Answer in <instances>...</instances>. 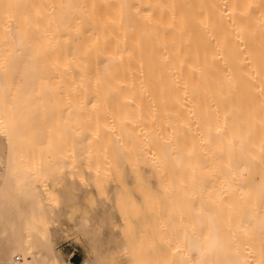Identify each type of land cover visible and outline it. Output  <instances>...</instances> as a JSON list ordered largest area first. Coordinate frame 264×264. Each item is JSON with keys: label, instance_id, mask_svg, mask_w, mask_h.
Segmentation results:
<instances>
[{"label": "bare ground", "instance_id": "obj_1", "mask_svg": "<svg viewBox=\"0 0 264 264\" xmlns=\"http://www.w3.org/2000/svg\"><path fill=\"white\" fill-rule=\"evenodd\" d=\"M150 162L166 264H264V0H0V264L119 261Z\"/></svg>", "mask_w": 264, "mask_h": 264}, {"label": "rangeland", "instance_id": "obj_2", "mask_svg": "<svg viewBox=\"0 0 264 264\" xmlns=\"http://www.w3.org/2000/svg\"><path fill=\"white\" fill-rule=\"evenodd\" d=\"M218 159V158H217ZM217 160H215V165L216 166H219L220 167V170H221V167H223L224 166V164L223 163H225L226 161H224V162H222L221 161V159L219 160L220 162H216ZM231 162V163H230ZM230 162H226L227 164H231V166L232 167H234V165H236L238 162H236V159L235 160H231ZM154 162H150L149 164H150V170H149V174H147V176H148V178L146 179V183H144L143 185V187H142V191H144V192H142L141 191V189H140V186L139 185H134L131 189H130V193H131V195H132V200H128L127 201V209H126V219H127V224H129V226H128V228H129V230H127L128 228L126 227V229L124 230V231H122V233L121 234H119L120 235V237L122 238V239H124V240H128L129 241V243H130V245H131V249L130 250H128V251H126L125 253H124V255H122L118 260L119 261H115V262H113L112 264H138L139 262H137L136 260H135V258L137 257L136 256V254H137V252H135V251H137L138 249H139V251H141L140 249H142V252H140L139 254L140 255H142V256H139V258L141 259V261L143 262V264H153V263H155L156 261H158V262H156V263H158V264H160V262H161V260L163 259L162 257H160V253H158L159 251H160V247L162 246L161 244V242L158 240V236H160V234H158L159 233V231H161V228H162V226L163 225H165V223L167 224V223H169L170 222V220L171 219H173L174 217L173 216H175V214L174 215H172L171 213H170V220H166V219H164V220H162L164 223H162L161 224V218L163 219V217L162 216H164V214H162V213H160L159 211V213H157L155 210L156 209H158V208H156V206H155V202L157 201V199H156V197L155 196H153L155 193H154V190H156L157 189V185H158V182H157V180H158V172H156V170H155V168H154V166H152V164H153ZM210 163H214V161H212V162H210ZM217 163H218V165H217ZM155 164V163H154ZM212 165V164H211ZM215 165H214V167H215ZM223 165V166H222ZM218 168V167H217ZM216 170V169H215ZM166 171H168L169 172V170L167 169ZM166 171H165V173H166ZM213 171H214V169H213ZM218 171L219 170H216V172H217V175L219 174L218 173ZM167 172V173H168ZM132 173L133 174H131V175H134L135 173L132 171ZM129 175H130V173H128ZM158 174V175H157ZM171 174V173H170ZM156 175V176H155ZM217 175H215V173L213 174L212 173V177H214V179L216 178V179H218V181L216 180L215 182H214V180H213V185H214V183H216V182H219V178L220 177H218ZM220 175V174H219ZM173 176V175H172ZM134 177H135V175H134ZM175 177V176H174ZM211 177V178H212ZM216 187L215 188H218V186L217 185H215ZM188 190V189H187ZM213 190V189H212ZM189 191V190H188ZM138 192H139V194H140V197L142 198V200L140 201V203H139V201H137L136 200V195H139L138 194ZM187 192V191H186ZM213 192V191H212ZM217 192V191H216ZM216 192L214 191V193L216 194ZM183 193H185V192H182L181 194H183ZM214 193H212L213 195H214ZM244 193V192H243ZM189 193H186L185 195H188ZM211 194V195H212ZM219 194H221L220 192H219ZM219 194H217L218 195V198H220V195ZM245 194V193H244ZM247 194H249V193H247ZM252 194H254V193H252ZM184 195V194H183ZM222 195V194H221ZM190 196V195H189ZM208 196V195H207ZM206 196V197H207ZM251 195L249 194V197H250ZM153 197H155V198H153ZM184 197V196H183ZM183 197L181 198V196H180V199L179 200H184L183 199ZM186 197V196H185ZM184 197V198H185ZM191 197V196H190ZM193 197V196H192ZM243 197H244V195H243ZM245 197H247V195L245 196ZM252 197V196H251ZM177 199H178V197H176ZM194 198V197H193ZM209 197H207V199H208ZM215 198H216V195H215ZM214 197L213 198H211L212 200L213 199H215ZM218 198H216V200L218 199ZM242 198V197H241ZM248 198V197H247ZM254 198H258V195H257V197H255V195H254ZM154 199H156V201L154 200ZM206 198H204V200H205ZM206 199V203H210V200L211 199H209V201ZM250 199V201H251V198H249ZM249 199H248V201L247 202H249ZM194 201L195 202V198L194 199H190V200H188V202L189 201ZM220 200L221 199H219V201H218V203H221L222 204V202H220ZM242 200H243V198H242ZM241 200V201H242ZM245 201L247 200V199H244ZM253 200V199H252ZM255 200V199H254ZM185 201V200H184ZM184 201H182L183 202V205H184ZM192 201H191V203L189 202L188 203V205L189 204H192ZM244 201V202H245ZM131 202V203H130ZM193 202V203H194ZM247 202H245V203H243V205H245ZM180 204H181V201L179 202ZM212 203H214V200H213V202H211V204ZM215 203H216V201H215ZM242 203V202H241ZM252 203V202H251ZM186 204V203H185ZM196 204V203H195ZM248 204V203H247ZM246 204V205H247ZM187 205V206H188ZM214 205V204H213ZM223 205V204H222ZM179 206H180V211H182L181 210V207H182V205H178V208H179ZM187 206H184L185 208L187 207ZM248 206H250V205H248ZM137 207V208H136ZM247 207V206H246ZM245 207V208H246ZM156 208V209H155ZM183 208V207H182ZM138 209V210H137ZM184 209V208H183ZM180 211H178V212H180ZM184 211V210H183ZM185 212H186V210H185ZM156 213L159 215H156ZM184 214V212H180V214ZM180 214H178L177 213V215H180ZM160 218V221L158 220L159 218ZM185 216V215H184ZM183 218V215H180V217H179V220H180V218ZM178 218V217H177ZM182 218H181V220H182ZM185 218V217H184ZM184 218H183V220H184ZM186 219V218H185ZM160 222V223H158V224H161V227H160V230H159V227L158 226H156L157 225V222L158 221ZM175 220V219H174ZM180 220V221H181ZM182 220V221H183ZM157 221V222H156ZM167 221H169V222H167ZM181 221V222H182ZM185 221H187V219L185 220ZM171 222H172V224H173V220H171ZM175 223H177V222H175ZM174 223V224H175ZM180 223V222H179ZM185 222L183 221V223H181V225L183 224V229H185L186 230V226H185V224H184ZM171 224V223H170ZM171 224V225H172ZM168 225V224H167ZM167 225H165V230L168 232V231H170L171 229H169V228H167ZM170 225V226H171ZM178 225V224H177ZM180 225V224H179ZM132 226V227H131ZM160 226V225H159ZM156 227H157V229H156ZM175 227H176V225H175ZM177 227H179V226H177ZM180 228H181V226H180ZM164 229V227L162 228V230ZM174 229V228H173ZM173 229L170 231V232H172V234L174 235V233L176 232V231H173ZM177 229V228H176ZM158 230V231H157ZM182 230V229H181ZM180 230H178V233L180 234L181 232H179ZM130 233V234H129ZM182 233H183V230H182ZM127 234V235H126ZM155 234H157V235H155ZM133 236V237H132ZM170 236V235H169ZM137 241V243H135ZM174 241H172V243H173ZM138 244V245H137ZM177 244V243H176ZM176 244H175V246H176ZM134 247V248H133ZM167 248V247H166ZM84 249H85V245H84V243L82 242V241H74V240H67V241H64L63 243H61L60 244V246H59V250H61L63 253L65 252V257L68 259V260H71L72 262H74V263H78V262H80L84 257H85V251H84ZM159 249V250H158ZM167 251V253L169 254L170 252H168V250H166ZM131 252V253H130ZM136 254H135V253ZM154 252H155V255H157V254H159L158 255V257H160L159 259H158V257H157V260H155L156 259V256H154ZM162 253V252H161ZM166 253V255L168 256V254ZM128 254V255H127ZM133 255V256H132ZM154 257H155V259H154ZM140 259H138V261L140 260ZM136 261V262H135ZM153 261H155V262H153ZM141 262V263H142ZM141 263H139V264H141ZM155 263V264H156ZM162 264H166V261L163 259L162 260V262H161Z\"/></svg>", "mask_w": 264, "mask_h": 264}]
</instances>
